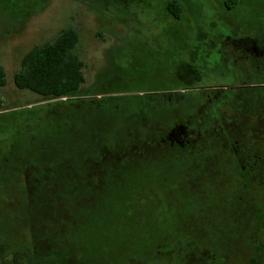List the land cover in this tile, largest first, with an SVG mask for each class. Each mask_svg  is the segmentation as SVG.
<instances>
[{
	"label": "flooded vegetation",
	"instance_id": "flooded-vegetation-1",
	"mask_svg": "<svg viewBox=\"0 0 264 264\" xmlns=\"http://www.w3.org/2000/svg\"><path fill=\"white\" fill-rule=\"evenodd\" d=\"M178 3L181 5V1L178 0ZM227 48L225 54L228 59L234 58L236 63L244 62L241 70L235 68L228 73L222 72L235 76L229 86L241 88L258 84L246 77L251 75V70L245 60L264 58V46L254 42L244 45L242 49V45L232 42ZM256 65L261 69L260 63ZM201 70L189 69L180 83L164 87L125 83L119 88L123 89L120 92L112 90L97 95L94 91L90 95L73 97L79 100H102L105 97L129 96L139 102L151 98L155 111L148 114L156 130L151 134V142L146 145L131 144L126 152L102 145L93 151H98L100 158H73L68 178L70 196L67 197L70 198V206L65 201L66 197L54 189L56 175L53 167L56 162L52 158L47 156L46 159L29 160L25 157V147H12V152L0 148V264L58 262V238L44 235V224L40 219L45 221V228L50 230L58 227L61 221L58 214L62 213L66 223L70 221L73 230L75 225H86V216L96 212L100 216L105 215L103 224L120 221L130 230V236L125 239L127 251L120 259L121 264H149L156 261L163 264H203L204 258L216 264L223 257L227 258L229 264L238 254L231 240L225 238L224 230L221 229L220 235L212 234L213 230L219 229L212 214L219 210L225 214L221 207L223 198L226 191L234 187L233 200L243 205L240 216L245 214L247 208L253 210L254 220L258 221L255 222L249 245L253 246L255 255L260 254L264 261V242L254 241L257 238L254 235H264V229L257 226L264 219V211L262 206L257 205L256 197H253L256 188H264V143H253L248 138L251 133H264V110L257 111L253 107L254 101L250 98L252 92L245 94L237 89L231 95H223L221 89L226 87V81L215 76L206 77ZM100 79L98 76L96 85L98 82L105 84ZM42 104L56 106L58 111L57 99H49V102ZM176 104L181 106L175 108ZM168 107L177 109L174 116H178V119L174 123L166 121L165 108ZM6 113L11 112H0ZM132 113L137 116L140 111ZM180 113L186 114L180 117ZM183 118L184 123L181 122ZM254 119L258 120L255 125ZM37 151L43 154V148ZM165 151H171L174 157L179 155L181 158L158 157ZM6 154L16 157L7 159L4 158ZM86 155H92L90 150L86 151ZM42 164L45 165V171L38 168ZM151 166L164 167L162 174L132 184L130 178L140 167ZM11 169L20 173L9 174ZM64 204L66 208H63ZM218 220L225 222V216ZM129 222L147 231L148 249L140 250V256L133 243L135 227L130 228ZM98 224L101 226V223ZM97 227L94 224L95 234L90 233V244L94 245L91 250H86L84 256L76 253L72 239V264L76 260L80 264H93L87 260L90 253L99 260L97 263L105 264L104 238L100 239L96 235ZM204 235L208 237L212 249L202 251L198 248L197 240ZM87 236L90 239L89 234ZM219 246L227 248L225 255L218 254ZM153 247L166 248L168 251L158 250L163 255L155 258ZM258 255L252 256L250 261L256 262V258H260Z\"/></svg>",
	"mask_w": 264,
	"mask_h": 264
},
{
	"label": "rangeland",
	"instance_id": "rangeland-1",
	"mask_svg": "<svg viewBox=\"0 0 264 264\" xmlns=\"http://www.w3.org/2000/svg\"><path fill=\"white\" fill-rule=\"evenodd\" d=\"M168 1L0 0V65L5 68L7 74L6 84L0 86V112H11L0 114V148L12 152V147H25V157L29 160L46 159L47 156L52 158L53 162H56L54 189L66 197L65 201L69 206L70 198L67 196H70V179L64 177L63 173L70 175V147L79 146L80 142L89 145L90 142L95 143L92 141L94 139L106 141L118 135L128 137L129 131H134V128L140 124L132 121L124 112L108 116L99 111L101 118L98 117L97 121L91 114L85 117L84 110H81V114L74 115L70 120V106L60 107L57 111L56 106L42 104L49 102V98L16 87L13 77L21 67L23 56L33 47L53 41L63 29L73 27L79 33V42L74 52L84 62L83 71L86 81L77 93L78 96L95 93L97 89L95 80L98 76L100 80L105 81V84L101 85L103 89L110 91L123 87L125 83L133 86L145 84L164 87L168 84L180 83L187 71L194 68L202 69V74L206 77L210 75L226 81V87L221 89V93L225 96L238 91L237 89L245 94L257 91L250 96L254 101L253 107L257 111L264 110V96L260 95L261 92L264 93V58L245 60L251 70V75L246 77L258 82L256 85H246L241 88L229 86L235 76L222 73L224 71L228 73L235 68L240 69L244 63L243 60L236 63L234 58H227L225 52L228 50V44L237 42L242 45V49L244 45L254 42L264 46V0H179L183 7L180 20L168 14ZM228 5L232 8H228ZM257 62L261 64V69L257 68ZM128 99L116 98L114 103L119 108ZM152 102L151 98L139 102L143 104L142 113L152 114L155 111ZM180 106L176 104L175 108ZM136 107L138 108L136 105L134 109ZM175 108H165L166 121L171 120L174 123L175 119H178V116H174V111L177 110ZM15 110L19 111L13 112ZM228 110L230 112V109ZM129 111L130 108L125 112ZM185 114L180 113L179 116L183 117ZM257 121V119L253 120L254 125ZM181 122L184 123L185 118ZM251 134L258 139H262L264 135V133ZM40 148H43V154L37 153ZM178 156L174 157L171 151H165L158 157L181 158ZM15 157L14 154H6L4 158L15 159ZM40 167L41 171H45L44 164L38 166ZM58 167L60 171L57 170ZM163 169L162 166L140 167L130 179L133 181L132 184L154 179L162 174ZM8 173L16 175L20 172L11 169ZM234 191H236L235 187L227 190L224 200L221 199L222 211L225 214L221 210L213 212V221L219 225V229L213 230L212 234L220 235L222 229L225 238L228 237L234 244L235 253L238 255L229 264H264L263 257L261 258L258 253L260 258L257 257L256 262L250 261L252 256H257L253 246L249 245V239L258 221L254 220L253 210L247 208L245 214L240 216L243 205L236 204L233 200ZM253 197H256L257 205L262 206L264 211L263 186L256 188ZM223 215L225 222L218 220ZM58 216L64 225L62 226L63 223L60 221L58 227L50 230L45 228V221L40 219L44 224H42L44 235H53L55 239L58 238V242L65 241L70 247V236L74 239L79 233L86 234L85 237L89 234L90 239L87 236L85 244L79 247L73 246L79 256H84L87 247L91 245L90 233L95 234L93 225L97 224L96 235H99L100 239L104 238L102 239L106 253L104 263H122L120 259L127 251L125 239L130 236V230H127L126 225H122L120 221L105 225L103 224L105 215L100 216L96 212L86 216L85 219L88 220L86 225H81L82 230L79 228L72 230L70 221L69 224L66 223L62 213ZM130 222L128 226L134 228L135 223L130 224ZM261 222L257 226L264 229V219ZM98 223H101V226ZM144 231L147 232L140 226H136L133 230L135 246L144 243ZM254 236L257 237L254 239L255 242L256 240L259 243L264 242L263 234L258 233ZM209 243L205 235L197 240L198 248L202 251L207 248L212 249ZM153 249H155V258L163 255L158 250L165 253L168 251L166 248L153 247ZM226 251L227 248L219 246L217 252L223 256ZM87 256V260L93 264H101L96 262L99 260L91 253ZM203 262V264L215 263L206 258ZM74 263L79 264L80 261L76 260ZM149 264L163 263L156 261ZM216 264H228L227 258L217 260Z\"/></svg>",
	"mask_w": 264,
	"mask_h": 264
},
{
	"label": "trees",
	"instance_id": "trees-1",
	"mask_svg": "<svg viewBox=\"0 0 264 264\" xmlns=\"http://www.w3.org/2000/svg\"><path fill=\"white\" fill-rule=\"evenodd\" d=\"M228 8L232 6L228 5ZM167 12L172 15L174 19H181L182 7L177 0H170L167 3ZM79 42V33L76 28L63 29L58 36L51 42L46 43L41 46H35L29 50L22 58L20 69L14 74L13 80L18 89H27L42 97L49 99H57L58 106L68 107L70 106V120L76 114H81V110H84L85 117L93 116L94 120L101 118L99 111L105 113V115L112 116L119 113H127V117L131 118L132 121L139 123L140 126L134 128V131H129L128 137L126 136H115L114 138L107 139L103 141L102 139L92 140L95 143L82 144L80 142L79 146L70 147V162L73 158L83 159V158H100L98 151H94L97 147L105 145L108 149H121L123 152L130 149L131 144L146 145L151 142V134L156 130V126H153L152 119L148 113H141L143 104L138 101L132 100L129 96H120L118 98H129L125 101L122 106L118 108L117 104L114 103L115 97H105L102 100H79L73 99L74 96L81 90L83 84L85 83L84 75V62L75 54L74 49ZM6 70L0 65V86L6 84ZM97 95L105 94L110 92L108 89H103L101 84L98 82L96 85ZM123 90V89H116ZM257 92V91H256ZM253 94V91H252ZM262 96L264 93L261 92ZM138 106L134 109V106ZM142 106V107H141ZM133 107V109H132ZM130 108L131 111L125 112ZM132 111H140L136 116ZM80 112V113H79ZM89 113V114H88ZM88 115V116H87ZM97 119V121H98ZM71 123V121H70ZM264 135H262L263 139ZM249 141L253 143H264L262 139L253 134L248 135ZM252 140H251V139ZM218 142V138L215 139ZM91 152L92 155H86V151ZM264 152V151H263ZM89 153V152H88ZM102 157V156H101ZM110 157V156H108ZM125 156L123 155L122 158ZM128 157V156H126ZM71 168V166H70ZM57 170L60 171L59 167ZM32 173H35L32 171ZM54 173V167H53ZM64 177L67 176L63 173ZM81 225H75L74 230L79 228L82 230ZM72 229V228H70ZM72 231V230H71ZM79 233V232H77ZM144 231V243L137 244L136 247L139 250V256L141 251L147 248V236ZM79 233L77 238L74 237V247H79L85 244L86 237ZM72 237L70 236V247L65 241L59 242V260L53 264H72ZM91 246L87 249L91 250ZM148 249V248H147ZM76 251V248H75ZM126 253L123 255V257ZM45 264V263H44ZM51 264V263H46ZM80 264V263H79Z\"/></svg>",
	"mask_w": 264,
	"mask_h": 264
}]
</instances>
